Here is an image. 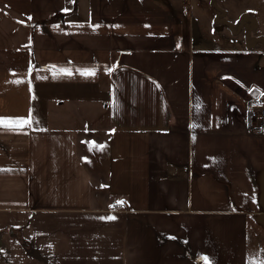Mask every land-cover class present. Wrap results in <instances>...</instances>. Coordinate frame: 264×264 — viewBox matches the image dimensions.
<instances>
[{
    "label": "crops",
    "instance_id": "1",
    "mask_svg": "<svg viewBox=\"0 0 264 264\" xmlns=\"http://www.w3.org/2000/svg\"><path fill=\"white\" fill-rule=\"evenodd\" d=\"M101 1L0 0V118L33 117L0 127V264L262 260L264 134L246 101L264 93V42L194 40L191 0Z\"/></svg>",
    "mask_w": 264,
    "mask_h": 264
},
{
    "label": "rangeland",
    "instance_id": "2",
    "mask_svg": "<svg viewBox=\"0 0 264 264\" xmlns=\"http://www.w3.org/2000/svg\"><path fill=\"white\" fill-rule=\"evenodd\" d=\"M108 2L101 0H66V5L68 3V10L72 12V9L75 8L81 9L90 6L95 7L96 5L106 6ZM113 5L114 3H112ZM186 10L184 20L191 28V32L193 31L191 34L193 39L201 41V38H206L205 46L218 44L223 47H248L249 49L251 48L249 40L259 37L260 39L256 43L259 45L258 48L262 50L260 42H264V0H191ZM86 11L89 12L88 9ZM85 15H87L85 12H78L77 14V16ZM262 98H264V95ZM85 160H87L90 167H93L94 161L90 156H87ZM260 231H262V234H259V238H263L262 242L257 238L255 225L251 224L250 244L252 249L255 250L257 243H259L260 256L264 260V230Z\"/></svg>",
    "mask_w": 264,
    "mask_h": 264
},
{
    "label": "snow or ice",
    "instance_id": "3",
    "mask_svg": "<svg viewBox=\"0 0 264 264\" xmlns=\"http://www.w3.org/2000/svg\"><path fill=\"white\" fill-rule=\"evenodd\" d=\"M28 19H31V17H29ZM94 27H99V25H96ZM52 68L54 69L52 74L53 77H59V76H71L72 75V70L71 69H55V66H52ZM80 72V75L85 76V77H94L96 75V69L92 68V69H84V70H77ZM107 71L110 73L113 71V68H108ZM17 83H19V81H16ZM255 92H258L259 90H254ZM260 95H264V93H259ZM197 108H199V105L196 106ZM33 123V117L31 116V114H29L28 118H0V127L3 128H8V129H22L24 126H31V124ZM193 127H195V125H193ZM114 131V130H113ZM88 144L89 146V150L91 151L93 148L97 149V150H103V148L105 147L104 145H98L96 144L94 141L92 142H85ZM0 171H4L3 169H0ZM126 202L123 200H118L115 202V204L110 205V207L114 208L116 206H124ZM100 219H115L114 216H109V217H101ZM201 260L204 261V264H211V261L209 260L208 257L204 256V257H200ZM249 264H264V260H253L250 261Z\"/></svg>",
    "mask_w": 264,
    "mask_h": 264
},
{
    "label": "built area",
    "instance_id": "4",
    "mask_svg": "<svg viewBox=\"0 0 264 264\" xmlns=\"http://www.w3.org/2000/svg\"><path fill=\"white\" fill-rule=\"evenodd\" d=\"M246 102L247 111L250 117L255 120L256 130L264 134V99L251 95Z\"/></svg>",
    "mask_w": 264,
    "mask_h": 264
},
{
    "label": "water",
    "instance_id": "5",
    "mask_svg": "<svg viewBox=\"0 0 264 264\" xmlns=\"http://www.w3.org/2000/svg\"><path fill=\"white\" fill-rule=\"evenodd\" d=\"M259 93H260V91L255 92L254 89L252 90V94H254L256 97H259V95H260Z\"/></svg>",
    "mask_w": 264,
    "mask_h": 264
},
{
    "label": "trees",
    "instance_id": "6",
    "mask_svg": "<svg viewBox=\"0 0 264 264\" xmlns=\"http://www.w3.org/2000/svg\"><path fill=\"white\" fill-rule=\"evenodd\" d=\"M22 242H23L25 245H27V243L25 242V240H22Z\"/></svg>",
    "mask_w": 264,
    "mask_h": 264
}]
</instances>
